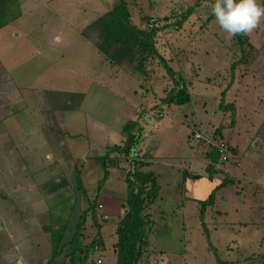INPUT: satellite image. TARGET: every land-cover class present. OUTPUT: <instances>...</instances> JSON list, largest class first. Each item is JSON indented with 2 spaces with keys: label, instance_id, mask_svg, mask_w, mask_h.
<instances>
[{
  "label": "rangeland",
  "instance_id": "rangeland-1",
  "mask_svg": "<svg viewBox=\"0 0 264 264\" xmlns=\"http://www.w3.org/2000/svg\"><path fill=\"white\" fill-rule=\"evenodd\" d=\"M74 1L88 5L91 0ZM101 1L102 12L117 0ZM135 1L126 0L131 22L144 25L141 16L156 20L160 29L155 46L166 61L164 65L159 58L150 59L147 77L128 65L116 80L101 68V54L91 41L66 19L51 14L54 3L21 0V16L0 28V264L47 262L50 230L65 227L63 241H70L89 204L95 217L87 212L77 245L99 235L104 248L90 249L85 264L97 259L115 264L114 231L126 189L124 171L113 156L104 176L102 124L112 131L120 126L119 88L129 89V101L155 104L159 99L150 93L142 96L135 78L143 85L151 82L165 98L176 89L180 75L190 100L159 109L163 125L140 126L151 159L145 170L155 173L159 189L147 233L149 257L138 264H219L217 257L223 264H264V20L246 35L252 48L244 44V60L232 73L231 65L241 53L212 15L214 0ZM260 3L264 6V0ZM193 4L192 11L185 12ZM69 7L76 8V3ZM80 11L81 17L90 16L89 23L91 13ZM167 14L169 24L162 27L159 17ZM83 24L79 22L81 28ZM165 66L179 73L174 78ZM163 86L170 88L163 92ZM224 88L223 105L232 103L234 115L220 107ZM131 111L123 118L133 117ZM60 113L66 116L65 127L57 131ZM193 127L206 133L220 128L236 149L237 163H217V172L206 170L210 147L190 139ZM225 180L227 184L218 186ZM54 183L59 184L56 190L51 189ZM214 188V203L207 205L202 224L197 200L206 199ZM103 212L107 220L101 218ZM68 252L69 244L51 264H66Z\"/></svg>",
  "mask_w": 264,
  "mask_h": 264
},
{
  "label": "trees",
  "instance_id": "trees-1",
  "mask_svg": "<svg viewBox=\"0 0 264 264\" xmlns=\"http://www.w3.org/2000/svg\"><path fill=\"white\" fill-rule=\"evenodd\" d=\"M21 0H0V28H3L15 21L21 16ZM201 2V0H199ZM198 2V3H199ZM196 4L189 5L185 12L192 11ZM130 10L128 4L125 0H117L109 9L101 13V15L92 19L82 30L80 31L81 35L84 36L87 40H90L93 46L97 49L98 53L101 54L104 59L108 60L112 66H121V65H131L134 70L142 73L144 77L148 76V70L146 63L152 58H159L160 62L166 65L165 59L157 51L155 46V35L156 32L160 29L155 20L154 24L150 27L147 26L148 21L152 18L151 16H142L141 20L144 23L143 28L132 24L130 20ZM184 15L177 23H181L184 20ZM168 17L160 18V21L164 23L161 24L162 27L168 25ZM238 45V49L241 53L240 58L233 62L231 65L232 73L237 64L242 63L244 60V44L248 43L249 48H252V45L247 41L246 35H237L234 37ZM167 71L174 76V73H179L169 66H165ZM175 78V76H174ZM175 90L169 91L170 95L161 99L163 105H169L170 103L183 104L190 100L187 85L182 81L181 75L176 78L175 81ZM229 87V86H228ZM226 88L220 92L221 102L220 107L224 110H230L232 115H234V106L232 103H224L222 100L225 97ZM57 95L61 94L64 96L63 92H56ZM82 97L80 94L79 98ZM159 109H162L161 105ZM162 105V106H163ZM160 112V111H159ZM161 113V112H160ZM124 132L126 134V140L123 146H112L109 148L110 151L123 152L125 156H129L130 148L132 145L137 143L138 137L141 134V129L136 122H129L124 126ZM194 127L191 129L190 134L188 135L193 138ZM138 131V133H136ZM206 138H219L220 140L225 141L229 145L231 152L230 159L228 161L237 163V160H233V155L236 152V149L231 146V144L225 140L223 137L222 131L220 128H214L210 132L206 133L203 131ZM139 134V136H138ZM204 143L203 141H200ZM209 145V144H207ZM209 150L206 152V156L210 159L209 164L206 166V170L209 172H215V164L219 163V154L215 147L209 145ZM136 156H134L135 158ZM102 165H104V158L101 157ZM221 162L220 164H223ZM133 168L127 171L125 182L127 186V193L125 197V206L124 214L120 217L115 233H116V242L114 244L115 253H116V264H138L141 258L144 256V251L147 248V233L150 232L153 222V214L157 210H153L152 204L158 195L159 186L157 184L156 175L151 170H145L144 167L147 165V162L143 159H134ZM107 175L105 171L104 176ZM196 176V175H194ZM231 180V179H230ZM227 180L223 183H220L218 186L227 184ZM58 183H54L51 189L56 190ZM217 186V187H218ZM216 189L214 188L208 195L206 199L198 200L199 206V217L201 223L203 224L204 213L207 205L214 203ZM96 205V204H95ZM152 209V212H151ZM91 210L92 217L94 213V205L89 204V210L85 209L80 215V220L78 221L76 228L77 232L73 235L72 239L68 242L63 241L65 227L56 228L50 230V247H51V256L49 261L46 264H51L53 258H55L60 252H62L63 247L69 246L68 260L70 264H84L87 256L84 254L81 256V251L77 248L78 241V231L80 227L85 223L87 212ZM107 220V219H103ZM95 225L100 227L96 221ZM95 237L91 241V245H94ZM76 250L79 251V257L75 258ZM66 262V259L65 261ZM217 262L223 264V262L217 257Z\"/></svg>",
  "mask_w": 264,
  "mask_h": 264
},
{
  "label": "crops",
  "instance_id": "crops-1",
  "mask_svg": "<svg viewBox=\"0 0 264 264\" xmlns=\"http://www.w3.org/2000/svg\"><path fill=\"white\" fill-rule=\"evenodd\" d=\"M42 1H43V3H45V2L46 3H54V5L51 6L52 8H50L51 14H53V16H58V17H62L63 19H66L68 24L74 26L73 29L78 34H80V31L82 30V28H81L82 25H79V22H81L83 24V22L86 23L87 20L90 19V16L87 17L88 19H86L85 17L84 18L81 17L82 13H81L80 9H82V11L84 13L85 12L86 13L90 12L91 13V18L93 17L92 19H94L95 17L101 15V13H103L107 9H109V8H106L104 11L101 12V8L104 7L103 3H105V2H102L101 0H93V1L91 0L90 3H88V5H85L83 2H80V1L79 2H75L74 0H42ZM71 2L72 3H76V8H73V9H71L70 7H69V9L67 8L68 4H69V6H71ZM132 2L136 3L135 0L134 1L132 0ZM113 3H115V1L111 2V6L113 5ZM163 17H168L170 19L168 14L164 15ZM82 18H83V20H82ZM159 18H161V17H159ZM85 23L83 24V26L88 24V22H87V24H85ZM76 25H78V26H76ZM134 25H136V24H134ZM136 26H138L139 28H143L144 27V25H136ZM101 57H102L101 60L98 58L99 62H100V66H101V68H104L106 71L108 70V73H111V74H114L115 76H117L118 74H121V73H118V72H122V73L123 72H127V70H125V68L129 67L127 64L121 65L120 67L119 66H112V65H110L108 60L104 59V57L102 55H101ZM115 68L116 69L117 68H122V69H117V71H115ZM111 69L114 70V73L111 71ZM120 78H121V76H117L116 80H119ZM135 83L140 86V88H141L140 91H141V95L142 96L144 95V96L147 97L148 93H150L152 95L153 99H157V100L159 99V101L155 102V104H153V102H150V101L148 103H142V102L141 103H137L135 101H129L128 100V97H129L128 93H126V90H125V89H128V88L125 87L124 90L119 88V90L122 93H121L120 96H118L117 94L116 95L121 99L120 110L117 112L118 115L122 116L121 119H120V122H119L120 126L115 131H112L110 129V125H108V124H102L103 127L101 128V132H102V134L104 136V138L102 140H103V142H106V143L101 145L102 148H104V150L106 151V153L101 154V157L104 158V165H103V167L105 168L104 171L108 172L107 161H108V158L113 156L114 164L118 167L119 170H123L124 171V182H125V177H126L127 171L129 169L133 168V166H132L133 163L131 162L130 152H129V156H125V154L123 152H118V151H110V153L108 152L109 148H111L112 146H123L124 145V142L126 140V134H125L124 129H123L124 126L127 123H129V122H136V121H137L139 127L141 125H144V124H147L149 127L157 126V124H159V123L162 124V125L164 124L163 122L160 121L159 116L155 117V115H157L158 112H159V111H157V109L159 108V105L162 104L161 103V99L163 98V95L162 96L158 95L159 89H156L155 88L156 86L151 84V82H148L147 85H143L142 83L139 82V80H136V78H135ZM103 85L104 84H102V86ZM103 87H106V85H104ZM169 88L170 87L167 88L166 86H163L162 87V91L163 92H167L169 90ZM171 90H173V88L170 89L169 91H171ZM72 91L76 92V90H72ZM133 93L134 94H138L135 89L133 90ZM162 105H161V107H163V108L164 107L166 108V106H168V105H163V106ZM124 108L128 109V112H126L128 115H130V113H132L131 110H134V114H133L134 116L133 117L129 116V117H127V119H124L123 116H125V114H126L123 111ZM62 115H63V113H60V117H57V120L59 119V121H58L59 127L55 128L57 131L58 130L60 131V129L65 127L64 120H66V116L62 117ZM128 115H126V116H128ZM153 121L155 122V124L152 125ZM50 127L54 128L53 126H50ZM140 129H141V127H140ZM136 133H138V131H136ZM138 136H139V134H138ZM143 137H145V136L143 134V131L141 130V134L138 137V141H137L136 146H135V151H137L138 153H137L136 157L133 158V161H134V159H143L148 164L151 159L149 158L148 151L145 148V142L143 141L144 140ZM62 148H65V147H62ZM66 158L68 160L72 159V157H70V154H67ZM209 162H210V159L208 158V164H209ZM80 163H83V161L80 162ZM206 166H205V169H206ZM144 169H145V167H144ZM221 170L222 169H219V171H221ZM217 171H218V168H217ZM217 171H215V172H217ZM194 175H197V174H194ZM227 179H229L228 176H227ZM230 179L232 180V179H234V177H231ZM125 189H126L125 190V197H126V193H127L126 182H125ZM125 197H124V202L122 204V208L123 209H122L121 216L124 214ZM206 211H207V209L205 210V213H206ZM153 222H154V220H153ZM153 222H152V226H153ZM114 233H115V231H114ZM92 239H94V237ZM92 239L90 240V242L88 244H84V245L81 244L82 247L77 245L78 248L81 251H83V253H81V256H83L84 254H86V256H87L89 250L92 249V248L99 247V248H101V250L104 248V243H103V240H102V236L101 237L99 235L95 236L94 245H91ZM116 239H117V237H116V233H115V242H116ZM115 242H114V244H115ZM112 249H113L112 253H113L114 263L116 264V253H115L114 245L112 246ZM144 256H148L149 257V252H148L147 248H146V251H144ZM87 259H88V257H87ZM87 259H86L85 263L87 262ZM97 260H99V259H97ZM48 261H49V259L47 260V262ZM19 262L21 264V261H19ZM47 262L45 261V262H43V264L47 263ZM66 262L68 264H70L68 259H66ZM95 264H102V261L100 263H97V261H96Z\"/></svg>",
  "mask_w": 264,
  "mask_h": 264
},
{
  "label": "clouds",
  "instance_id": "clouds-1",
  "mask_svg": "<svg viewBox=\"0 0 264 264\" xmlns=\"http://www.w3.org/2000/svg\"><path fill=\"white\" fill-rule=\"evenodd\" d=\"M211 8L220 29L229 38L253 33L264 20L260 0H214Z\"/></svg>",
  "mask_w": 264,
  "mask_h": 264
},
{
  "label": "built area",
  "instance_id": "built-area-1",
  "mask_svg": "<svg viewBox=\"0 0 264 264\" xmlns=\"http://www.w3.org/2000/svg\"><path fill=\"white\" fill-rule=\"evenodd\" d=\"M155 19L151 18L148 23L147 26L150 27L154 24ZM155 112V111H154ZM156 114V113H155ZM157 116H161V113L158 112ZM155 124V122H152V125ZM204 130H199V129H194L193 132V139H195L197 142L203 141L206 144H209L213 147H215V149L217 150L218 154H219V164L221 162H226L230 159L231 156V152L229 149V145L223 141L220 140L219 138H206L205 134L203 133ZM97 209L101 210L102 209V205L101 204H97ZM101 218L102 219H107L108 215L106 213H102L101 214ZM100 260H97V263H99Z\"/></svg>",
  "mask_w": 264,
  "mask_h": 264
},
{
  "label": "water",
  "instance_id": "water-1",
  "mask_svg": "<svg viewBox=\"0 0 264 264\" xmlns=\"http://www.w3.org/2000/svg\"><path fill=\"white\" fill-rule=\"evenodd\" d=\"M135 146H136V143L134 145H132L131 148H130V157H131V162L132 163H133L134 156H136L137 153H138L137 151H135ZM132 166H134V165L132 164Z\"/></svg>",
  "mask_w": 264,
  "mask_h": 264
}]
</instances>
